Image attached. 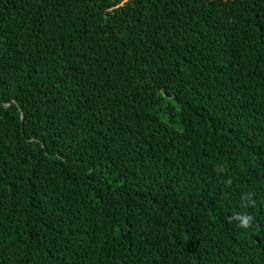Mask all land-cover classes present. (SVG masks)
<instances>
[{"label":"trees","instance_id":"16d2710c","mask_svg":"<svg viewBox=\"0 0 264 264\" xmlns=\"http://www.w3.org/2000/svg\"><path fill=\"white\" fill-rule=\"evenodd\" d=\"M0 264H264V0H0Z\"/></svg>","mask_w":264,"mask_h":264},{"label":"clouds","instance_id":"9594fccd","mask_svg":"<svg viewBox=\"0 0 264 264\" xmlns=\"http://www.w3.org/2000/svg\"><path fill=\"white\" fill-rule=\"evenodd\" d=\"M251 203H254V201H251ZM232 222L239 229H242L244 231H248L254 225V217L248 213H241V214L235 215Z\"/></svg>","mask_w":264,"mask_h":264}]
</instances>
